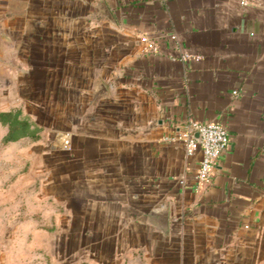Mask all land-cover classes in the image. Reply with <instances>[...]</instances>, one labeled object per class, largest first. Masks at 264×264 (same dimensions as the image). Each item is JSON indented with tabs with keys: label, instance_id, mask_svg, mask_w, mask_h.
I'll list each match as a JSON object with an SVG mask.
<instances>
[{
	"label": "crops",
	"instance_id": "obj_1",
	"mask_svg": "<svg viewBox=\"0 0 264 264\" xmlns=\"http://www.w3.org/2000/svg\"><path fill=\"white\" fill-rule=\"evenodd\" d=\"M190 120L228 127L209 184ZM0 134L38 150L24 263L264 264V0H0Z\"/></svg>",
	"mask_w": 264,
	"mask_h": 264
},
{
	"label": "rangeland",
	"instance_id": "obj_2",
	"mask_svg": "<svg viewBox=\"0 0 264 264\" xmlns=\"http://www.w3.org/2000/svg\"><path fill=\"white\" fill-rule=\"evenodd\" d=\"M17 137L16 134H0V264H50L49 255L45 252L47 236H38L42 249L35 260L40 259L41 263L33 261L32 251L27 253L25 250L26 263L18 256L23 242L25 249L32 247L34 233H38L23 229L24 225L37 221L33 215L35 185L32 165L38 150L31 145L23 150L17 143L11 144Z\"/></svg>",
	"mask_w": 264,
	"mask_h": 264
},
{
	"label": "built area",
	"instance_id": "obj_3",
	"mask_svg": "<svg viewBox=\"0 0 264 264\" xmlns=\"http://www.w3.org/2000/svg\"><path fill=\"white\" fill-rule=\"evenodd\" d=\"M172 38L175 39V36ZM188 58L200 60L202 56H193L188 53L181 55L183 60ZM196 134H199V137ZM167 139L174 142L183 141L188 154L195 152L198 148L201 149L202 157L197 171L199 186L209 184L212 181L218 158L229 148L231 141L228 127L224 122H202L198 120H190L183 130L176 132Z\"/></svg>",
	"mask_w": 264,
	"mask_h": 264
},
{
	"label": "water",
	"instance_id": "obj_4",
	"mask_svg": "<svg viewBox=\"0 0 264 264\" xmlns=\"http://www.w3.org/2000/svg\"><path fill=\"white\" fill-rule=\"evenodd\" d=\"M197 137H199V134H196Z\"/></svg>",
	"mask_w": 264,
	"mask_h": 264
}]
</instances>
